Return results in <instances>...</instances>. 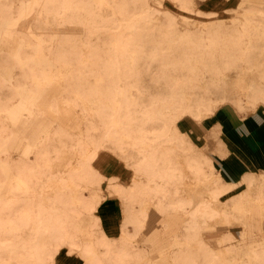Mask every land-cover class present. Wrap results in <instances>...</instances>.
<instances>
[{"label": "bare ground", "instance_id": "obj_1", "mask_svg": "<svg viewBox=\"0 0 264 264\" xmlns=\"http://www.w3.org/2000/svg\"><path fill=\"white\" fill-rule=\"evenodd\" d=\"M161 1L0 0V264L19 250L18 264H53L44 234L88 264H264V169L241 156L224 164L227 181L189 135L174 139L177 120L201 123L221 102L264 118V0H238L227 20L170 0L203 23ZM123 21L136 37L119 36ZM260 124L246 125L253 137ZM206 131L216 157H229L219 126ZM257 144L264 151V137ZM102 154L129 169L124 188H109L121 206L118 255L95 214ZM207 229L221 234L215 255Z\"/></svg>", "mask_w": 264, "mask_h": 264}, {"label": "rangeland", "instance_id": "obj_2", "mask_svg": "<svg viewBox=\"0 0 264 264\" xmlns=\"http://www.w3.org/2000/svg\"><path fill=\"white\" fill-rule=\"evenodd\" d=\"M196 7L200 10L203 11H210L212 14L219 16L222 20H227L230 12L235 9L238 6V0H196ZM162 5L171 13H180L186 15V17H179L183 18L180 20H187L190 22H198V23H203L204 21H196L200 19L202 15H197L194 11H186V10H181L179 9L172 1L170 0H162L161 1ZM173 12V13H172ZM204 16H202L203 18ZM178 20V19H177ZM129 21H123V25H126L124 28V33L119 35L120 37L122 36L123 39H130L133 37H136L134 33L132 34L129 32V26L128 23ZM135 22V21H133ZM219 23H228L230 21H217ZM147 23V22H146ZM142 24L146 29H148L149 24ZM152 27V26H151ZM150 27V28H151ZM157 29L155 26L152 27V29ZM121 37V38H122ZM139 37V36H138ZM156 38H160V36H156ZM124 39V41H126ZM150 49H148L146 52H149ZM153 66L151 65L150 68ZM244 101V100H243ZM247 110V109H246ZM222 114H225L227 118L235 124L236 128L240 127L239 123H242L243 121L245 122V125H252L253 122L251 118L257 123L260 124L259 126L263 128L264 124V118L263 115L260 114L258 111H255L254 113L252 112L251 114L247 113L245 110L243 111H237L235 110L229 103H223L221 102L218 106L217 112H215L214 115L211 117H207L204 120H202L201 123H196L194 120H187L190 118H186V120L182 117L176 122V129L179 130L181 133L180 135H175L174 139L175 141H180L182 144L184 143V138L185 135H189L193 141L198 144V148H201L204 152L203 157L204 159L207 160V163H213L214 167L216 170L222 173V171L219 169L221 167V164L218 159L220 154H218V158L216 157L217 155L213 152L214 150V145L215 142L213 141L212 135H210L206 130L211 129L212 127H215L216 125L219 126L221 132L220 135L221 137H225L227 139L226 135V128L224 124L222 123ZM260 131L259 129H254L253 133ZM156 133H164L161 130V125L159 127H151V129L147 132L148 135L152 136ZM169 134V132H168ZM264 137V134H261L259 136L255 135L254 140L256 142H260L261 138ZM215 141V140H214ZM226 148V147H225ZM229 150V153L227 152V158L220 160L223 162V164L228 163V162H234L238 163L240 161L241 156L235 153L234 151L231 150L229 144L227 145V148ZM177 150H183V147H177ZM188 158V157H187ZM172 170V174L174 178L178 177L180 174V170L177 167L178 163L175 162L174 165L171 163L170 164ZM94 167L98 170L99 174L105 176L104 181L102 182V188L104 189V192H102L105 197L104 201L101 205H99L98 212L96 211L95 214L99 215L100 222H101V227L103 228V232H105L106 236L110 239H112L111 244L114 245L115 249L113 251V254H119L121 249H123L124 244L119 240V233H120V224H121V206H120V201L117 198V195L115 193H110L109 188L114 189V183H117L118 186H121L122 188L123 185H125L126 179L129 175V169H127L124 164L118 159L113 156H107L102 154L98 159L95 160L94 162ZM254 168H257L258 166L256 164L253 165ZM118 174L119 177H112L113 174ZM223 174V173H222ZM172 176V177H173ZM224 176V174H223ZM225 180L229 181H235L233 178L226 177ZM242 188V187H239ZM239 190V189H238ZM84 198L88 200V195L85 194ZM186 208L188 207L185 204ZM13 207V206H11ZM81 220H84V227L86 226L88 231L90 232V235L95 236H100L99 231H97V226H95V221L94 217H91L89 212H87L84 216L82 215ZM129 234L132 235V228L128 227ZM232 233V235L235 238H238L240 235V229L238 226H229V229ZM6 234L0 235V245L7 240V236H4ZM221 234L218 232L216 233L213 230H204L203 236L205 237V241L208 243V246L211 248V253L215 255L217 252V239L219 238ZM49 236V235H48ZM47 234L43 235V239H40V242H43L45 248L48 250V258L47 263H50L51 260H53V264H88L84 258L80 255V252L78 251V248H69L65 244H54L52 240H49V237ZM223 236H227L224 234ZM49 240V241H48ZM231 243V242H230ZM84 245V243H83ZM233 246V243H231ZM230 246V245H229ZM55 248H58L57 252L55 254ZM144 248L146 249V246L144 245ZM142 249V245H141ZM206 251V249H205ZM25 255L24 251H16L13 252L10 255V260L6 261V264H18V260H23ZM52 255H54L52 257ZM15 257V258H13ZM17 259V260H16ZM34 258H31L30 261L32 264H37L33 262ZM128 262L130 261L129 257H126ZM216 259V258H215ZM45 260V258H44ZM190 261V259H189ZM30 263V264H31Z\"/></svg>", "mask_w": 264, "mask_h": 264}, {"label": "crops", "instance_id": "obj_3", "mask_svg": "<svg viewBox=\"0 0 264 264\" xmlns=\"http://www.w3.org/2000/svg\"><path fill=\"white\" fill-rule=\"evenodd\" d=\"M222 123L226 128L227 141L232 151L242 156L252 166L256 164L258 168L264 169V151L261 149L257 142L253 139L250 130L245 125V122L239 123L240 127L235 126L225 114H222ZM252 122L257 123L251 118ZM219 160V159H218ZM221 167L219 168L222 173L229 178H234L229 170L224 166L223 162L219 160ZM235 179V178H234Z\"/></svg>", "mask_w": 264, "mask_h": 264}]
</instances>
